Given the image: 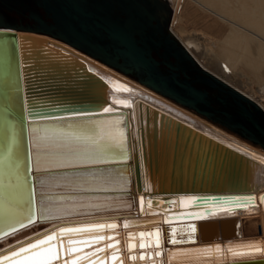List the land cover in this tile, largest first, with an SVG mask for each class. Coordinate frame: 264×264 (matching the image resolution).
Wrapping results in <instances>:
<instances>
[{
    "label": "water",
    "instance_id": "1",
    "mask_svg": "<svg viewBox=\"0 0 264 264\" xmlns=\"http://www.w3.org/2000/svg\"><path fill=\"white\" fill-rule=\"evenodd\" d=\"M169 20L170 8L166 0H0V171L7 169L14 160V153L19 154L21 150L26 157L30 154L31 159L30 129L33 126L59 124L67 127L68 124L103 118L96 116L106 113L103 109L106 107L107 88L100 80L107 86L109 84L103 75L91 71L99 68L97 62L133 77L145 87L186 104L264 147V109L204 69L179 42L172 40ZM169 56L179 61L180 67L174 65ZM185 61L190 62L194 69H190ZM193 70L195 75H191ZM105 73L107 77L112 76L110 72ZM179 96L186 100H178ZM77 111L89 115L73 116ZM37 112L48 118H41ZM141 117L145 121L142 127L146 129L145 158L150 161V169L160 173V191L189 193L197 190L224 192L256 189V168L247 156L168 114L160 113L154 107L141 104ZM34 122L40 124H31ZM162 129H165L166 137L164 146H168L167 138L171 139L170 149L174 150L173 154H169L172 168L169 170L167 167L165 174L162 167L164 160L158 164L156 149ZM146 141L152 144L146 147ZM125 151L127 154V149ZM26 171L28 176L18 181H33L29 165ZM3 198L12 201L11 196L0 189V200ZM161 200L168 203L174 198H153V209H148V214L161 211L158 208ZM141 211L144 215L143 209ZM111 223L117 224V227L94 230L108 238L119 234L112 232L120 230L118 222L91 224ZM189 224L194 222L169 225H172L171 229L176 228L177 239L185 241L182 245L191 248L251 241L242 237L238 222H229L224 223L222 229H197L195 243L189 242ZM77 226L81 225L60 228ZM181 227L186 228L180 231ZM247 228L246 234L252 229L249 223ZM155 229L143 232H155ZM171 229H161L162 245L156 251L167 253V250L176 247L168 242ZM70 235L74 240L89 239L82 234ZM117 240L119 238L106 243L116 244L119 249L116 255L126 264ZM143 240L152 244L155 236H145ZM105 244L99 245L105 248ZM140 250L138 256L146 253L145 259H153L148 264L167 262V255H156L152 247ZM106 251V258L110 260H106V264L114 262L112 250ZM193 262L187 263L182 258L175 264ZM195 264L213 262L198 259ZM216 264L233 262L223 259ZM244 264H264V261H246Z\"/></svg>",
    "mask_w": 264,
    "mask_h": 264
},
{
    "label": "bare ground",
    "instance_id": "2",
    "mask_svg": "<svg viewBox=\"0 0 264 264\" xmlns=\"http://www.w3.org/2000/svg\"><path fill=\"white\" fill-rule=\"evenodd\" d=\"M166 1L170 8L169 32L172 40L179 42L204 69L264 109V0ZM65 45L69 46L66 42ZM169 59L180 67L179 61L171 57ZM185 63L194 69L190 62ZM96 64L99 68L91 71L103 75L108 82L107 86L100 80L107 88L105 106L111 107L112 111L96 115L103 118L68 124L67 127L59 124L33 126L30 129L32 161L30 154L26 157L21 150L19 154L14 153V160L7 169L0 171V189L12 198V201L4 198L0 200V235H3L0 239V255L57 228L97 222H118L120 230L112 232L119 234L108 236L109 239L100 244L119 238L117 241L126 264H148L153 261L139 259L142 254L147 257L146 253L140 256L137 253L141 251L139 231L157 227L171 229L172 225L169 224L185 221L194 222L199 230L209 227L222 229L224 223L238 222L243 238L264 240V147L186 104L145 87L119 70L99 62ZM105 72H110L112 76L107 77ZM195 73L191 71V75ZM179 97L178 100H186ZM141 104L154 107L160 113L168 114L247 156L256 168V189L224 192L197 190L189 193L160 191V173L157 174L156 169L151 170L150 161L145 158L146 129L142 127L145 121L141 117ZM91 121H108L107 127L117 133L123 129L127 154L119 149L104 153L86 140L66 135L71 132L83 135L88 128L99 130L101 125L92 124ZM160 133L156 149L158 164L164 160L162 167L165 174L167 167L169 170L172 168L169 154H173L174 150L170 149L171 139L167 138L168 146H164L165 129ZM59 144H70L75 149L70 158L80 162L57 166L65 158L64 153L56 151ZM151 144L146 141V147ZM125 155L129 157L126 161L122 159ZM17 161L19 168L15 167ZM28 165L33 181H18L28 176ZM166 197H173L174 200L168 203L161 200V206L158 207L161 211L148 214V209H153V198ZM33 214L37 217L36 223L19 229L13 235H5L12 227L19 228L18 221L27 223V217ZM247 223L252 227L248 234L245 232L248 230ZM185 228L179 230L184 231ZM129 244H136L137 247L130 249ZM184 246L191 248L189 245L176 247ZM81 248L87 252L94 250ZM132 255H136L138 260L131 262ZM182 258L187 263L193 260L194 264L198 259H206L205 254L177 256L171 264ZM225 259H231L230 255ZM106 260L110 261L108 258Z\"/></svg>",
    "mask_w": 264,
    "mask_h": 264
},
{
    "label": "snow or ice",
    "instance_id": "3",
    "mask_svg": "<svg viewBox=\"0 0 264 264\" xmlns=\"http://www.w3.org/2000/svg\"><path fill=\"white\" fill-rule=\"evenodd\" d=\"M33 111H36L33 109ZM104 112H111V107H105ZM38 116L43 119L48 117L42 116L41 113L37 112ZM76 117H83L89 115L87 112L77 111L72 114ZM92 124H100L99 130L95 128H88L83 135L77 132L67 133L69 137L76 139H83L88 141L90 144L96 146L99 151L104 153H110L114 149H119L120 152L125 151L126 137L124 136L123 129H120L117 133L109 127L108 121H91ZM57 152L65 154V158L60 160L57 166L72 165L79 163L80 161L71 159L70 157L74 154L75 149L70 144H59L56 148ZM128 156H122L123 160H127ZM16 168H19V161L15 164ZM202 219L203 217H197ZM37 222L35 214L27 217V223L24 221H18L19 228L12 227L10 232H6L5 235H13L19 229L29 227ZM159 223V222H158ZM127 226V223L125 224ZM117 224H85L77 227H65L59 228L58 230L46 233L43 236L29 239L19 247L13 248L8 254L0 256V264H106V250H112V260L119 261V264H124L123 260H120L116 255L119 249L116 244L106 243L105 248L95 247L99 245L101 241H107L105 235L98 234L94 230H100L104 228L115 229ZM189 229L188 241L195 243V233L197 231L195 224L187 225ZM176 228L171 229V237L168 242L173 245H182L185 243L182 239L176 238ZM160 228H156L155 232H140L139 237L141 242L139 243L140 249H146L152 247L156 255H167L166 264H171L177 256H188L192 254H205V258L213 261L216 264L217 261L227 258L229 255L233 264H244L246 261L261 260L264 261V240H253L242 242L237 245L231 244H212L196 248H184L175 247L174 249L167 250V253L156 251L162 245ZM77 233L82 235H88L87 240H74L70 234ZM131 235V234H130ZM145 236H155V240L152 244H146L143 242ZM3 237L0 236V239ZM119 243L118 241L116 242ZM83 245L84 248H94L91 252L84 251L83 248L79 247ZM136 244H129V248H136ZM100 253H105L101 256ZM140 259H145V255L142 254ZM132 261L137 260L136 255L130 257Z\"/></svg>",
    "mask_w": 264,
    "mask_h": 264
},
{
    "label": "rangeland",
    "instance_id": "4",
    "mask_svg": "<svg viewBox=\"0 0 264 264\" xmlns=\"http://www.w3.org/2000/svg\"><path fill=\"white\" fill-rule=\"evenodd\" d=\"M244 86V85H243Z\"/></svg>",
    "mask_w": 264,
    "mask_h": 264
}]
</instances>
